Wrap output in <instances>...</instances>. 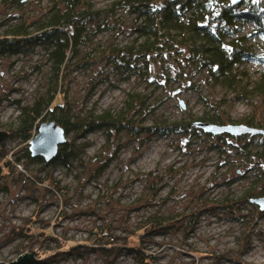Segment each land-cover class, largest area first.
<instances>
[{
	"label": "rangeland",
	"instance_id": "1",
	"mask_svg": "<svg viewBox=\"0 0 264 264\" xmlns=\"http://www.w3.org/2000/svg\"><path fill=\"white\" fill-rule=\"evenodd\" d=\"M21 1L23 12L30 16L39 15L50 4V0ZM114 1H84L92 11L100 12L98 16L110 28L94 34L89 45L80 49L81 64L64 78L60 91L75 112L108 109L116 113L126 93L132 92L148 99L160 120L213 113L216 107L232 120L264 119L263 95L241 96L217 84L205 69L183 66L180 58L168 57L162 63L150 59L143 67L137 62L136 71L109 62V45L122 47L136 36L135 14L116 8ZM246 1L237 11L247 9ZM257 1L264 19V0ZM22 10L11 9L17 16ZM236 28L235 36L245 38L249 52L235 70L243 82L254 81L264 73V31L251 22H239ZM183 52L184 48L179 56ZM47 71L46 60L36 52L0 57V130L6 132L0 141V262L14 261L32 250L35 259L41 258L40 249L55 248L57 240L65 251L70 245H81L57 254L48 264H264V210L243 196L249 190L250 197L257 198L264 191V145L259 146L264 135L245 133L230 138L209 136L200 129L133 135L124 129L112 130L107 137L101 129L76 138L70 132L65 141L85 143L78 153L80 160H72L68 169L60 164L43 165L28 152L36 129L25 138L6 128L17 124L18 103L33 99L45 84ZM148 121L146 116L143 124ZM104 162L107 165L97 176ZM45 176L49 179L41 182ZM153 190L156 196L150 204L137 207L136 200L145 199ZM101 191L110 195V203L100 197ZM196 194L214 208L204 207L194 227L186 230L191 218L188 212L198 203ZM225 198L240 201L234 206L236 214L228 211L232 203L223 204ZM153 211L171 213L176 221L138 237L142 230L135 229L136 218ZM115 218L122 219L113 232L115 242L107 243L110 235L99 233L100 227ZM24 223L30 228L29 235L24 229V233L15 232ZM31 233L37 240L30 239ZM43 234L41 248H35ZM126 234H131L128 244L135 250L121 248ZM29 243L33 245L27 247ZM102 244L108 249L99 250Z\"/></svg>",
	"mask_w": 264,
	"mask_h": 264
},
{
	"label": "trees",
	"instance_id": "2",
	"mask_svg": "<svg viewBox=\"0 0 264 264\" xmlns=\"http://www.w3.org/2000/svg\"><path fill=\"white\" fill-rule=\"evenodd\" d=\"M84 1L50 0L45 11L40 12L37 16H30L23 12L21 0H0V57L26 56L36 52L46 60L48 67V71L44 75L45 84L36 90L33 99L23 105L18 103L17 124L13 127H5L8 132L20 134L26 138L31 136L37 125L44 120L54 121L64 130L66 136L71 132L76 138H84L86 133L101 129L104 130L107 137L112 130L124 129L133 135L140 132L168 134L188 129L195 131L199 128L193 123L198 121L219 125L243 124L264 129V125L261 124L264 119L256 121L254 117L247 116L243 120H232L224 116L218 107L213 108V113L205 111L200 115L190 113L186 119L160 120L154 115L150 103H147L148 99L145 101L132 92L126 93V97L116 113H112L108 109L100 113H95L91 109H81L75 112L67 96L60 91L64 78L70 70L81 64L77 58L80 49L89 45L94 34L110 28L107 26L106 20L98 16L100 12L92 11L89 5H84ZM242 2L243 0H238L235 3H231V0L229 2L228 0H116L113 3L116 8H126L135 14L136 25H133V29L136 36L122 47L109 45L106 57L117 68L132 71L137 70V62L143 67L150 59L162 63L168 57L180 58L184 61L183 66L205 69L209 78L237 94L241 93V96H245L247 93L264 96V73L254 81L243 82V78L238 76L239 74L235 70L243 60L248 58L249 52L245 38L235 36L238 32L236 24L251 22L260 28L259 30L264 31V19L258 9V1L247 0L246 2L249 4L247 9L237 11ZM10 8L13 10L16 8L17 11L22 10V13H19L18 16L14 15ZM91 27L94 28L90 29ZM229 35L230 38H228ZM183 48L185 52L179 56V52ZM37 49L39 51H36ZM146 116L150 117V121L145 122L147 125L143 124ZM135 117L136 119H134ZM200 131L205 133L201 129ZM213 135L209 134V136ZM229 137L236 136L229 135ZM222 144L224 146L225 142ZM260 145L263 146L264 143ZM84 147V142L75 143L74 139L64 141L59 145L55 156L48 162L41 157H33V159L43 165L60 164L68 169L71 168L72 160L76 158L80 160L78 153ZM262 149L264 153V148ZM29 155L27 153V156ZM30 157L32 156L30 155ZM79 164L85 166L84 163ZM4 165L7 167L6 163ZM106 165L107 163L104 162V165L97 169V176L101 174ZM47 179L49 177L45 176L41 182ZM51 183L55 184V181H51ZM250 194L251 191H244L245 200L252 199ZM99 195L102 199H106L107 203H110V195L106 194L105 196L103 191ZM259 195L263 196L264 191L261 190ZM155 196V190L149 191V195H146L145 199L136 200L137 207L150 204L149 201ZM194 196L198 203L188 212L191 218L185 226L186 230H191L194 227L196 218L204 207L214 208L212 202L203 201L197 194ZM228 199H223V204L232 203L231 209L228 211L230 214H236L237 210L234 206L240 201L237 199L229 201ZM215 202L220 203V200ZM121 220L120 218L106 220L100 227L99 233L105 232L106 235H110L111 240L107 243L115 242L116 237L113 232ZM136 220L135 229L142 230V233L138 234L139 237L141 234L172 226L176 217L171 213L167 216L153 211L141 214ZM22 229L27 231L26 235H29L30 228L25 223L16 227L15 232L24 233ZM149 229L151 230L149 231ZM126 235L127 237H123L121 241V248L135 250L128 244V237L131 234ZM43 236L45 237L46 234L41 236L35 248H41V243L44 241ZM36 237L37 235L33 234L30 239L34 241L37 240ZM50 238L54 237L50 236ZM31 245L33 243H29L27 247ZM80 245H70V249L65 251L56 240V247L52 249L46 245L40 249L42 257L37 258L32 264H48L49 259L53 260L52 258L57 254L78 249ZM107 249L105 244L99 247V250ZM147 256L143 254V257Z\"/></svg>",
	"mask_w": 264,
	"mask_h": 264
},
{
	"label": "water",
	"instance_id": "3",
	"mask_svg": "<svg viewBox=\"0 0 264 264\" xmlns=\"http://www.w3.org/2000/svg\"><path fill=\"white\" fill-rule=\"evenodd\" d=\"M238 0H231V3H235ZM182 108L184 105L181 106ZM197 128L203 130L209 134H221L227 133L232 136H238L241 134H264V129L256 127H250L243 124H213L209 122H194ZM6 132L0 130V141L5 137ZM66 135L64 130L57 125L54 121L40 122L36 127V134L29 140L28 150L32 157H41L44 161L51 160L59 145L64 143ZM254 204L258 206L260 210H264V195L250 199ZM34 251L24 252L20 254L16 260L6 262H0V264H32L35 262Z\"/></svg>",
	"mask_w": 264,
	"mask_h": 264
}]
</instances>
